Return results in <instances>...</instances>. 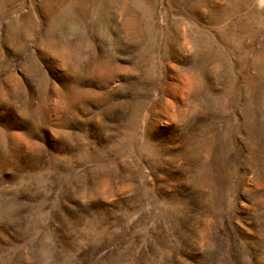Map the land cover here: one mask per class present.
I'll return each instance as SVG.
<instances>
[{
	"label": "rangeland",
	"instance_id": "obj_1",
	"mask_svg": "<svg viewBox=\"0 0 264 264\" xmlns=\"http://www.w3.org/2000/svg\"><path fill=\"white\" fill-rule=\"evenodd\" d=\"M0 264H264V0H0Z\"/></svg>",
	"mask_w": 264,
	"mask_h": 264
},
{
	"label": "bare ground",
	"instance_id": "obj_2",
	"mask_svg": "<svg viewBox=\"0 0 264 264\" xmlns=\"http://www.w3.org/2000/svg\"><path fill=\"white\" fill-rule=\"evenodd\" d=\"M262 1V0H261ZM261 3V2H260ZM224 14V13H223ZM199 39V38H198ZM202 40V39H201ZM197 50V49H196ZM261 56V55H260ZM261 58V57H260ZM259 60V59H258ZM146 73V72H145Z\"/></svg>",
	"mask_w": 264,
	"mask_h": 264
}]
</instances>
